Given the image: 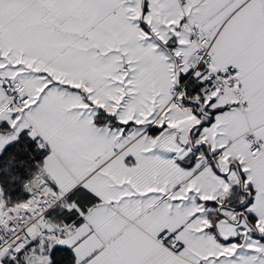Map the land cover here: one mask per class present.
Returning a JSON list of instances; mask_svg holds the SVG:
<instances>
[{
	"label": "snow or ice",
	"instance_id": "snow-or-ice-1",
	"mask_svg": "<svg viewBox=\"0 0 264 264\" xmlns=\"http://www.w3.org/2000/svg\"><path fill=\"white\" fill-rule=\"evenodd\" d=\"M0 264H264V0H0Z\"/></svg>",
	"mask_w": 264,
	"mask_h": 264
}]
</instances>
